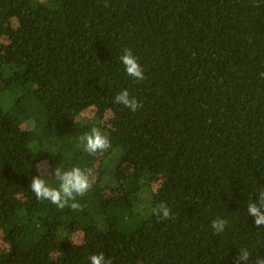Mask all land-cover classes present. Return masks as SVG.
Segmentation results:
<instances>
[{
  "label": "trees",
  "instance_id": "obj_1",
  "mask_svg": "<svg viewBox=\"0 0 264 264\" xmlns=\"http://www.w3.org/2000/svg\"><path fill=\"white\" fill-rule=\"evenodd\" d=\"M125 49L143 81L126 74ZM261 73L264 0H0V264H89L99 252L112 264H234L241 247L248 264L264 257L246 207L264 189ZM122 90L136 112L114 102ZM92 127L110 149L78 147ZM44 160L91 170L80 210L35 198ZM159 203L172 218L151 213Z\"/></svg>",
  "mask_w": 264,
  "mask_h": 264
},
{
  "label": "clouds",
  "instance_id": "obj_2",
  "mask_svg": "<svg viewBox=\"0 0 264 264\" xmlns=\"http://www.w3.org/2000/svg\"><path fill=\"white\" fill-rule=\"evenodd\" d=\"M126 74L136 81L145 79L144 70L134 56L131 49H125L119 57ZM264 76V73H261ZM114 102L123 105L132 112H136L142 105L128 90L118 92ZM109 137L98 127H92L79 137L78 147L89 154L103 153L111 148ZM37 175L31 178L30 191L37 200H46L58 209L70 208L73 211L81 209L78 198H82L93 187V173L90 169H82L79 166L65 168L63 166L51 167L47 162H37ZM48 177L54 180V185L48 182ZM257 199L247 202V214L254 218L257 228L264 226V189L258 190ZM151 213L161 219H170L171 210L165 203H159L151 208ZM228 221L223 217H217L210 225L214 234L219 235L225 231ZM89 264H112L111 258L106 259L103 252L93 253L89 256ZM250 253L247 248H239V253L234 264H248ZM254 264H264V257H256Z\"/></svg>",
  "mask_w": 264,
  "mask_h": 264
},
{
  "label": "rangeland",
  "instance_id": "obj_3",
  "mask_svg": "<svg viewBox=\"0 0 264 264\" xmlns=\"http://www.w3.org/2000/svg\"><path fill=\"white\" fill-rule=\"evenodd\" d=\"M6 56H12V57H17L18 53L15 51H10V50H5L4 53ZM1 88V85H0ZM95 111L94 108H87L85 111H83L82 115L80 117L87 119L90 118L94 115ZM103 122L106 123L109 126H113V114L111 112H108L103 119ZM98 157H100V154H98ZM43 162H47V160H44ZM49 164V163H48ZM50 165V164H49ZM159 180H157L154 183V187L157 188L159 186ZM73 240L77 243H81L83 240V234L81 232H74L73 234ZM7 245L5 243L4 238L0 236V248H5Z\"/></svg>",
  "mask_w": 264,
  "mask_h": 264
}]
</instances>
